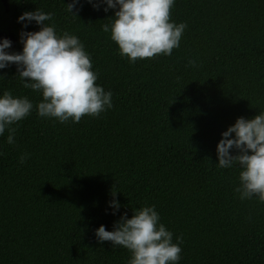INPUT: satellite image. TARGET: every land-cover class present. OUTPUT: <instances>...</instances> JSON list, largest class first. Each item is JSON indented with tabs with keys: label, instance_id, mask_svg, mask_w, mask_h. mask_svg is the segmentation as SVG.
<instances>
[{
	"label": "trees",
	"instance_id": "16d2710c",
	"mask_svg": "<svg viewBox=\"0 0 264 264\" xmlns=\"http://www.w3.org/2000/svg\"><path fill=\"white\" fill-rule=\"evenodd\" d=\"M62 2L8 0L7 13L0 4L7 51L22 49L18 16L52 12L58 33L84 45L113 107L65 124L34 109L13 125V145L0 136V264H127L130 253L98 243L94 229L145 205L182 237L179 264H264V203L238 198L239 169L217 167L215 151L237 117L264 111V0H175L171 20L187 25L179 48L134 64L102 30L114 10L81 0L75 17ZM16 75L15 65L0 70V93L35 105L40 94Z\"/></svg>",
	"mask_w": 264,
	"mask_h": 264
},
{
	"label": "clouds",
	"instance_id": "9594fccd",
	"mask_svg": "<svg viewBox=\"0 0 264 264\" xmlns=\"http://www.w3.org/2000/svg\"><path fill=\"white\" fill-rule=\"evenodd\" d=\"M93 10L107 13L110 23L102 25L105 33L117 45L118 53L130 64L156 56H171L179 48L186 23L171 20L175 0H84ZM63 3V2H62ZM67 13L76 17L83 6L81 0H69ZM53 13L40 9L23 12L17 17L21 24L20 52H9L11 41L0 38V70L15 65L23 87L39 93L35 103L27 96H15L10 91L0 93V136L8 132L6 143H15V127L32 114L65 124L79 123L82 117H97L113 107L111 90L96 83L90 55L80 39L68 32L58 33ZM38 31H25L30 24ZM195 68L197 62L189 59ZM216 144L217 167L239 169V183L234 187L241 201L256 199L264 203V111L252 118L237 117L220 134ZM234 153V154H233ZM2 155V153H0ZM30 154L23 153V164ZM114 194V193H113ZM107 207L113 215L120 205L112 199ZM98 243L111 242L113 248L122 247L130 253L127 264H179L181 236L173 240V232L161 222L155 205L132 209L131 217L121 213L112 230L104 225L94 229Z\"/></svg>",
	"mask_w": 264,
	"mask_h": 264
},
{
	"label": "water",
	"instance_id": "95a60500",
	"mask_svg": "<svg viewBox=\"0 0 264 264\" xmlns=\"http://www.w3.org/2000/svg\"><path fill=\"white\" fill-rule=\"evenodd\" d=\"M0 3L2 4V6L4 7V11L5 12H8V9H9V4H8V0H0ZM9 36H12L11 38V40H12V42H14V37H13V35L12 34H9Z\"/></svg>",
	"mask_w": 264,
	"mask_h": 264
},
{
	"label": "rangeland",
	"instance_id": "374dc122",
	"mask_svg": "<svg viewBox=\"0 0 264 264\" xmlns=\"http://www.w3.org/2000/svg\"><path fill=\"white\" fill-rule=\"evenodd\" d=\"M11 37H12V36H9V35H4V36H3V38H7V39H9L10 41H11V39H12ZM12 46H13V42L11 43V47H12Z\"/></svg>",
	"mask_w": 264,
	"mask_h": 264
},
{
	"label": "flooded vegetation",
	"instance_id": "af4514ba",
	"mask_svg": "<svg viewBox=\"0 0 264 264\" xmlns=\"http://www.w3.org/2000/svg\"><path fill=\"white\" fill-rule=\"evenodd\" d=\"M1 4V3H0ZM2 5V4H1ZM5 13H7V12H5ZM1 38H3V36H0ZM11 42H12V40H11ZM13 44H14V42H13Z\"/></svg>",
	"mask_w": 264,
	"mask_h": 264
}]
</instances>
